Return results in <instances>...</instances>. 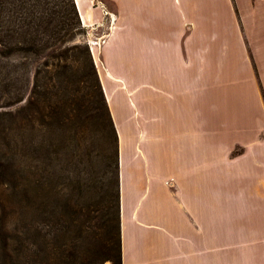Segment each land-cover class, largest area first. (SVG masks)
<instances>
[{"label": "crops", "instance_id": "1", "mask_svg": "<svg viewBox=\"0 0 264 264\" xmlns=\"http://www.w3.org/2000/svg\"><path fill=\"white\" fill-rule=\"evenodd\" d=\"M108 1L75 3L107 30L123 264H264V0Z\"/></svg>", "mask_w": 264, "mask_h": 264}, {"label": "trees", "instance_id": "2", "mask_svg": "<svg viewBox=\"0 0 264 264\" xmlns=\"http://www.w3.org/2000/svg\"><path fill=\"white\" fill-rule=\"evenodd\" d=\"M87 33L75 0H0V264H123L119 138ZM86 113L111 182L89 213L54 180L44 138L80 141Z\"/></svg>", "mask_w": 264, "mask_h": 264}, {"label": "rangeland", "instance_id": "3", "mask_svg": "<svg viewBox=\"0 0 264 264\" xmlns=\"http://www.w3.org/2000/svg\"><path fill=\"white\" fill-rule=\"evenodd\" d=\"M97 2H101L103 5L100 6L103 8L110 9L111 4L108 0H94V3ZM94 33V38L89 37L87 33L85 40L95 41L104 36L107 30H97ZM85 118L87 120L82 123L80 132L81 140L78 139V142L73 141V143L67 142L69 147L65 141H62L63 137L59 136V139L54 140L50 134L45 133L44 138L48 144L55 143L51 144L53 151L59 150V154H53V162L48 166L49 171L54 173V180L59 182L67 195L77 199L83 212L89 213L100 206L102 197L111 182L105 167L107 152L104 129L92 120L93 118H89V113L85 114ZM54 155L58 157L56 160ZM38 157V162L42 163L43 157L41 158L40 154Z\"/></svg>", "mask_w": 264, "mask_h": 264}, {"label": "built area", "instance_id": "4", "mask_svg": "<svg viewBox=\"0 0 264 264\" xmlns=\"http://www.w3.org/2000/svg\"><path fill=\"white\" fill-rule=\"evenodd\" d=\"M105 15L106 16H109V25H108V29L111 30L113 25H114V19H113V16L112 14H110L109 12H105ZM104 40H105V36H102L101 38L95 40V41H88L89 45L91 46L90 48L92 47H95V46H99L101 44L104 43Z\"/></svg>", "mask_w": 264, "mask_h": 264}]
</instances>
